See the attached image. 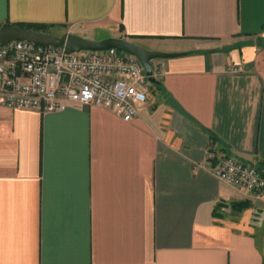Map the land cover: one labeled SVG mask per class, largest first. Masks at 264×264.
Here are the masks:
<instances>
[{"label":"crops","instance_id":"0c3cea01","mask_svg":"<svg viewBox=\"0 0 264 264\" xmlns=\"http://www.w3.org/2000/svg\"><path fill=\"white\" fill-rule=\"evenodd\" d=\"M19 24L184 55L131 122L0 106V264H264V199L206 165L264 172V0H0Z\"/></svg>","mask_w":264,"mask_h":264},{"label":"built area","instance_id":"2783aa9c","mask_svg":"<svg viewBox=\"0 0 264 264\" xmlns=\"http://www.w3.org/2000/svg\"><path fill=\"white\" fill-rule=\"evenodd\" d=\"M161 67L153 62L154 77ZM241 68L235 67L238 72ZM154 83L142 62L117 49L68 54L64 48L28 41L0 40V106L40 113L61 112L70 106H94L131 122L148 101ZM206 165L213 176L264 199V172L224 154L211 141ZM224 211L232 214L231 206Z\"/></svg>","mask_w":264,"mask_h":264},{"label":"water","instance_id":"95a60500","mask_svg":"<svg viewBox=\"0 0 264 264\" xmlns=\"http://www.w3.org/2000/svg\"><path fill=\"white\" fill-rule=\"evenodd\" d=\"M0 40L3 45L12 41H28L44 46L64 48L68 54L83 51H104L117 49L137 57L145 67L146 74L153 83L158 80L154 77L153 62L156 60L173 59L181 57L183 53H165L152 51L127 38H110L94 40L85 38L77 33H69L66 36H58L52 32L40 31L33 28L4 25L0 28Z\"/></svg>","mask_w":264,"mask_h":264},{"label":"trees","instance_id":"16d2710c","mask_svg":"<svg viewBox=\"0 0 264 264\" xmlns=\"http://www.w3.org/2000/svg\"><path fill=\"white\" fill-rule=\"evenodd\" d=\"M19 27H24V28H33V29H36V30H40V31H47L45 27L43 26H32V25H25V24H19L17 25ZM2 26H0L1 28ZM154 84H158L157 82L154 83ZM213 142H215V140L213 138H211ZM250 206V202L248 201H244V202H238V203H234L232 204L231 208L234 211H237V212H241L242 210L248 208Z\"/></svg>","mask_w":264,"mask_h":264}]
</instances>
